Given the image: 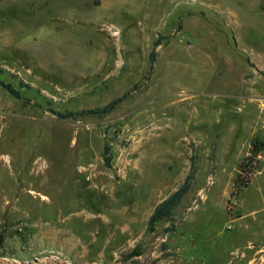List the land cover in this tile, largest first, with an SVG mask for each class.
I'll list each match as a JSON object with an SVG mask.
<instances>
[{
    "label": "rangeland",
    "instance_id": "rangeland-1",
    "mask_svg": "<svg viewBox=\"0 0 264 264\" xmlns=\"http://www.w3.org/2000/svg\"><path fill=\"white\" fill-rule=\"evenodd\" d=\"M0 79V264H264V0H0Z\"/></svg>",
    "mask_w": 264,
    "mask_h": 264
},
{
    "label": "trees",
    "instance_id": "trees-1",
    "mask_svg": "<svg viewBox=\"0 0 264 264\" xmlns=\"http://www.w3.org/2000/svg\"><path fill=\"white\" fill-rule=\"evenodd\" d=\"M160 38L161 37L158 36V38L153 43V47L150 51L149 60L151 65L155 60V55H156L155 48L157 45L160 44ZM23 85L28 86L27 84H23ZM0 86L3 89H5L8 93H10L11 96H13L14 98L22 99L19 90L14 88L10 83H7L0 79ZM128 95L129 92H125L102 106L84 108L75 111L55 112V114L59 118H63V119L75 118L77 116H93V115L102 116L112 111L117 105H119L123 100H125L128 97ZM23 101L24 103H28L29 99L24 98ZM190 169L191 170L194 169L192 160H191ZM190 184H191V175L190 173H188L182 184L154 207L147 221L148 229H151L156 221L163 218H169L172 215L173 209L179 204L184 194L189 190Z\"/></svg>",
    "mask_w": 264,
    "mask_h": 264
},
{
    "label": "water",
    "instance_id": "water-1",
    "mask_svg": "<svg viewBox=\"0 0 264 264\" xmlns=\"http://www.w3.org/2000/svg\"><path fill=\"white\" fill-rule=\"evenodd\" d=\"M108 159H109V158H108L107 156L104 157V162H105L106 164L108 163Z\"/></svg>",
    "mask_w": 264,
    "mask_h": 264
},
{
    "label": "crops",
    "instance_id": "crops-1",
    "mask_svg": "<svg viewBox=\"0 0 264 264\" xmlns=\"http://www.w3.org/2000/svg\"><path fill=\"white\" fill-rule=\"evenodd\" d=\"M215 14H217V12L215 13ZM218 15V14H217ZM253 32V31H252ZM234 35V34H233ZM234 39H235V41H236V43H237V38L234 36ZM243 50V49H242ZM245 50V49H244Z\"/></svg>",
    "mask_w": 264,
    "mask_h": 264
},
{
    "label": "bare ground",
    "instance_id": "bare-ground-1",
    "mask_svg": "<svg viewBox=\"0 0 264 264\" xmlns=\"http://www.w3.org/2000/svg\"><path fill=\"white\" fill-rule=\"evenodd\" d=\"M47 232V231H46Z\"/></svg>",
    "mask_w": 264,
    "mask_h": 264
}]
</instances>
